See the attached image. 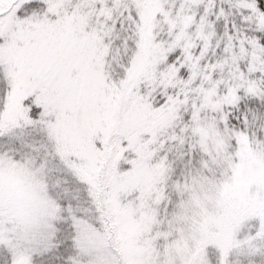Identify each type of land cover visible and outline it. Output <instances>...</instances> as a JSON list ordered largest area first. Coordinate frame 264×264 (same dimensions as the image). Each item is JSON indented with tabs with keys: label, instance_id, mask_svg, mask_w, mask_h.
Here are the masks:
<instances>
[{
	"label": "snow or ice",
	"instance_id": "1",
	"mask_svg": "<svg viewBox=\"0 0 264 264\" xmlns=\"http://www.w3.org/2000/svg\"><path fill=\"white\" fill-rule=\"evenodd\" d=\"M0 264H264V0H0Z\"/></svg>",
	"mask_w": 264,
	"mask_h": 264
}]
</instances>
